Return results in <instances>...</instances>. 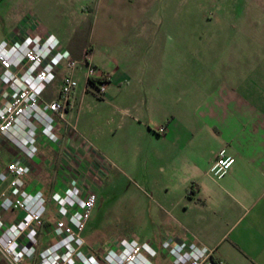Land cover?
I'll list each match as a JSON object with an SVG mask.
<instances>
[{
    "label": "crops",
    "instance_id": "crops-1",
    "mask_svg": "<svg viewBox=\"0 0 264 264\" xmlns=\"http://www.w3.org/2000/svg\"><path fill=\"white\" fill-rule=\"evenodd\" d=\"M122 1L133 4L132 0ZM89 19L85 31L90 55L96 47V18ZM137 20L134 12L129 17L122 14V35L126 25L133 26ZM259 22L261 27H257L258 31L252 25L245 32L235 30L205 34V46L199 49L200 61L211 62V56L215 53L217 57L214 65L208 67L212 73L193 84L183 80L178 82V90L175 93L172 91L167 97L157 96L151 86L148 89L143 86L141 92L137 90L143 97L139 96L135 89L126 87L127 67L122 68L124 104H130L131 100L138 97L139 103H144V109L145 98L152 106L151 112L147 107L143 112L132 103L122 107V126L118 130L119 135L122 133V144L131 142L137 149H143L142 146L152 148V159L159 160L161 154L166 155L163 164L169 168L168 181L171 187L166 210L167 222L157 233L151 234V241L155 245L159 246L165 239L182 241L206 248L210 257L222 264H264V18H259ZM207 23L211 24L212 21ZM76 29V24L70 22L59 30L56 20L37 18L31 14L10 28L0 40H16L26 33L50 34L66 49ZM129 35L137 39L141 34L134 31ZM217 36L224 40L220 46L212 42ZM187 52L190 53V50ZM168 61L167 56L166 65L151 63V75L155 76L160 67L167 73L171 72L172 65ZM91 62L97 70L106 74L105 92L115 78V67L112 64L100 65L93 60ZM144 70L146 68L143 65L137 66L139 73L135 84L142 85L139 76ZM166 85L170 93L168 81ZM149 90L151 93L146 97ZM69 109L66 115L71 120L73 114ZM158 126H162L161 131L157 130ZM129 133H133V140L127 136ZM57 135L55 143L38 138V147L32 158L40 159L42 152L47 154L52 151V158H57V165L64 163L65 166L73 161L66 154L69 144L72 150L80 151L85 149L83 144H86L89 155L99 151L87 140L71 144L69 133L61 122L57 124ZM220 148L232 156L233 161L220 177L213 178L206 169ZM11 149L10 143L0 138V168L9 161V157L13 159L14 154L9 152ZM99 158L104 164V158ZM156 167L162 170L161 163H156ZM29 177L28 172L24 178L25 185L39 188L30 185ZM46 198L50 199L48 195ZM20 215L21 211L17 209L0 213L3 222ZM47 237L48 231L40 240L43 242ZM34 262L31 258L19 264ZM0 264L11 263L0 253Z\"/></svg>",
    "mask_w": 264,
    "mask_h": 264
},
{
    "label": "rangeland",
    "instance_id": "rangeland-1",
    "mask_svg": "<svg viewBox=\"0 0 264 264\" xmlns=\"http://www.w3.org/2000/svg\"><path fill=\"white\" fill-rule=\"evenodd\" d=\"M132 1L133 6L122 0H0V38L31 14L37 18L56 20L59 30L73 22L77 29L65 49L72 57H78L81 50L88 54L86 23L90 22L89 18H96V47L88 57L100 65L112 64L116 70L112 84L101 95L95 94L92 85L79 92V80L73 92L75 99H71L69 109L73 114L71 121L74 130L84 138L82 140H87L99 150L93 153L96 157L104 158V164L100 160L92 162L88 149L72 150L70 144L66 154L73 161L65 166L64 163L57 165L52 151L47 153L48 156L42 152L40 159L28 160L14 148L9 152L14 154L13 159L27 163L30 185H37L46 197L59 193L67 178L76 179L81 192L86 188L95 191L93 205L80 233L83 247L89 255L100 258L107 242L132 239L146 242L154 249V254L149 257L151 264H174L161 242L159 246L155 245L150 238L167 222L171 186L168 181L169 168L163 164L166 155L161 154L159 160L152 159V148L142 146L143 149H137L131 142L122 144V133L118 134L122 126L120 114L123 106L132 103L143 112L146 107L151 112L152 107L145 98L144 109V103H139L138 97L130 104H124L122 68L127 67L126 87L135 89L137 94L143 86L147 89L151 86L157 96L167 97L178 90L177 83L182 80L192 84L204 80L206 74L212 73L208 67L214 65L217 57L213 53L211 62L200 61L199 49L205 46V34L235 30L245 32L252 25L258 31L257 27H261L259 18H264V0ZM133 12L138 20L133 26L127 24L122 35V14L129 17ZM134 31L141 34L137 39L130 38L129 33ZM221 41L224 40L218 36L212 39L218 46ZM130 48L137 51L131 52ZM167 56L169 65H172L171 72L167 73L160 67L155 76L151 75V63L166 65ZM205 64H209L207 68ZM140 65L146 68L139 76L142 78L141 86L135 84L139 73L137 66ZM167 81L170 93L167 91ZM57 82L58 75L50 85L45 86L43 97L54 94ZM150 93V90L147 91L146 97ZM85 132L88 134L85 135ZM132 134L127 136L133 140ZM156 163H161L162 170L157 169ZM46 199L45 220L50 222L54 216V203Z\"/></svg>",
    "mask_w": 264,
    "mask_h": 264
},
{
    "label": "built area",
    "instance_id": "built-area-1",
    "mask_svg": "<svg viewBox=\"0 0 264 264\" xmlns=\"http://www.w3.org/2000/svg\"><path fill=\"white\" fill-rule=\"evenodd\" d=\"M57 75L54 94L43 97L45 86ZM106 79L85 50L72 57L50 34L26 33L16 40H0V138L26 160L34 156L38 138L48 143L58 140L59 122L67 129L71 144L82 142L66 115L73 92L80 80V92L92 85L95 94L101 95ZM157 130L161 131L162 126ZM90 156L92 162L101 161L94 153ZM232 161V156L220 148L206 172L218 178ZM28 172L29 166L21 159H11L0 168V213L21 211L9 222H3L0 216V253L11 264L31 258L34 264H151L149 257L154 249L146 242L132 239L107 242L100 258L85 251L80 233L95 191L86 188L81 192L74 178H67L62 190L49 196L54 203V216L46 228L47 199L39 188L25 185ZM47 231L49 237L42 242L40 237ZM161 246L174 264H222L211 258L206 248L193 243L163 240Z\"/></svg>",
    "mask_w": 264,
    "mask_h": 264
}]
</instances>
